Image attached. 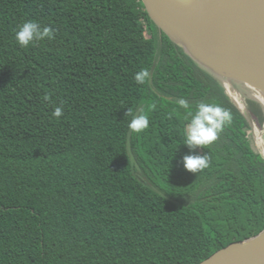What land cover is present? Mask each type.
I'll return each instance as SVG.
<instances>
[{
	"label": "trees",
	"instance_id": "1",
	"mask_svg": "<svg viewBox=\"0 0 264 264\" xmlns=\"http://www.w3.org/2000/svg\"><path fill=\"white\" fill-rule=\"evenodd\" d=\"M28 20L55 37L20 47ZM230 92L142 0H0V264H199L259 235L264 154L249 130L264 102L242 91L250 119ZM182 98L232 116L195 150L210 156L197 173L183 166ZM128 110L149 117L135 166Z\"/></svg>",
	"mask_w": 264,
	"mask_h": 264
},
{
	"label": "water",
	"instance_id": "2",
	"mask_svg": "<svg viewBox=\"0 0 264 264\" xmlns=\"http://www.w3.org/2000/svg\"><path fill=\"white\" fill-rule=\"evenodd\" d=\"M142 1L152 21L213 76L238 92L246 85L264 95V0H215L206 7L193 0ZM132 134L127 144L135 166ZM199 264H264V230Z\"/></svg>",
	"mask_w": 264,
	"mask_h": 264
},
{
	"label": "clouds",
	"instance_id": "3",
	"mask_svg": "<svg viewBox=\"0 0 264 264\" xmlns=\"http://www.w3.org/2000/svg\"><path fill=\"white\" fill-rule=\"evenodd\" d=\"M54 37L55 31L52 27H42L40 23L32 20L25 21L15 31V40L20 47H28L30 44H35L45 39L51 40ZM148 75L147 70L142 69L134 77L136 83L142 84ZM44 99L47 100L49 97L45 95ZM177 103L179 107L188 111V116L190 117V122L184 129L183 144L188 146L192 154L184 155L183 166L187 171L197 173L198 170L209 166L210 156L207 153L203 155L196 154L195 150L198 147H204L216 141L224 126L231 122L232 116L228 110L218 105L201 102L196 105V110L193 112L187 100L182 98ZM62 113L63 107L57 106L52 115L60 118ZM136 113L133 115L128 110L127 116L131 115L132 117L128 123V128L130 131L138 133L149 127V117L142 111H139L140 114L138 116ZM171 116L172 113H169V118Z\"/></svg>",
	"mask_w": 264,
	"mask_h": 264
},
{
	"label": "rangeland",
	"instance_id": "4",
	"mask_svg": "<svg viewBox=\"0 0 264 264\" xmlns=\"http://www.w3.org/2000/svg\"><path fill=\"white\" fill-rule=\"evenodd\" d=\"M149 34H147L148 36ZM241 90L239 89V92L232 90L230 92V94L232 95L233 99L237 102V104L239 105V107L242 109V111L246 114L249 115L244 103H243V94L242 91H244V93H247L253 97L259 98L261 101L264 102V95L259 93L258 91L243 85L240 87ZM250 117V115H249ZM251 119V117H250ZM252 121V128L249 130V135L253 141V144L255 146V148L257 150H259L260 152H262L264 154V125H257L254 122V119H251Z\"/></svg>",
	"mask_w": 264,
	"mask_h": 264
},
{
	"label": "bare ground",
	"instance_id": "5",
	"mask_svg": "<svg viewBox=\"0 0 264 264\" xmlns=\"http://www.w3.org/2000/svg\"><path fill=\"white\" fill-rule=\"evenodd\" d=\"M193 1H195L201 7L209 6L210 4H213L215 2V0H193ZM226 83L228 84V82Z\"/></svg>",
	"mask_w": 264,
	"mask_h": 264
},
{
	"label": "built area",
	"instance_id": "6",
	"mask_svg": "<svg viewBox=\"0 0 264 264\" xmlns=\"http://www.w3.org/2000/svg\"><path fill=\"white\" fill-rule=\"evenodd\" d=\"M226 85H227V88L230 89L231 91H232V90L237 91V90L231 85V83H228V84H226ZM237 92H238V91H237Z\"/></svg>",
	"mask_w": 264,
	"mask_h": 264
}]
</instances>
